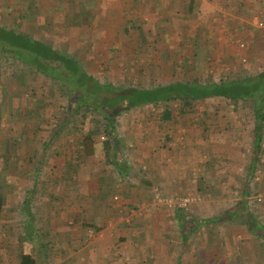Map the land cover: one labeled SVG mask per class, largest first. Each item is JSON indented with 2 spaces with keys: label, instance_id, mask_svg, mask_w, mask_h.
Wrapping results in <instances>:
<instances>
[{
  "label": "rangeland",
  "instance_id": "rangeland-1",
  "mask_svg": "<svg viewBox=\"0 0 264 264\" xmlns=\"http://www.w3.org/2000/svg\"><path fill=\"white\" fill-rule=\"evenodd\" d=\"M16 1L17 0H0V38L8 41L7 35L4 32L7 28L9 29H7L8 31L13 30L30 39L33 37H40L42 29L44 28L41 23L47 18L48 12H51L50 10L54 7L49 3V1L51 2L53 0H18L20 4L18 7H15ZM123 1H126V4H128L127 0ZM228 4L230 3L228 2ZM64 6L61 5L59 8L64 10ZM138 6L140 8L142 4ZM32 7L41 10L42 14L40 11L37 15L31 12L30 19H23L24 10L26 8L30 10ZM220 7V11L223 12L226 10L225 5ZM229 7L232 6L230 5ZM21 9H23V11H21ZM116 10L119 11V14L116 16L112 15V19L106 16L104 21H107L110 25H119L121 28L122 25L124 26L125 21H128L126 18H133V16L130 15L127 17L126 13L132 10L128 6L125 8L124 6L119 7ZM121 11L124 13L122 14ZM140 14L141 15L134 21L136 25L134 28L128 24L129 31H131L130 33L132 34L131 38L133 44L131 47L128 44L125 46L126 42L123 39L118 43L120 51L125 55L121 53L119 63H115L110 70L105 69L104 66L106 63H96L94 60L95 58H99L100 54H103V47H93L89 45L80 49L82 46L80 45L81 42L78 43L76 48L71 47V52L75 49L79 52L83 50L84 55H88L89 62L87 65L89 68L87 69V74L95 76V78H93L99 84H110L113 87L139 85L141 88L151 85H163L170 81H180L184 83L188 81H197V83H218L222 81L228 83L234 80L242 81L243 77H253L264 72V32L255 28V22L264 19V17H261L262 15L254 17L249 24H246L249 26L247 28L249 38L245 35H240L244 40H242L245 44L244 46L240 44L235 45L234 43V46L229 47V60L224 59V48L221 49L220 53V48L211 47L205 42L204 44L201 43L200 48L208 61L206 59H197L196 62V60H193V57L198 53V47L193 44L192 46L190 44L189 46L184 44V47H182L184 43V34L180 33L178 29L175 28L176 24L174 18L173 22L169 24L166 37L161 39V36H159L160 34L157 33V35H154L153 32L148 29L151 23L150 15L142 12ZM195 14L197 17L201 18L202 15H204L202 11L197 10ZM24 15H26V13ZM235 16L239 19L238 14ZM54 17L50 21H52ZM62 17L63 16L60 15L56 18L62 19ZM151 17L152 19L155 18L152 15ZM73 18H78V16L73 15L72 19ZM92 18L94 17L92 16ZM197 21L199 20L197 19ZM151 26L153 27V25ZM109 30L111 29H105V31ZM76 31V29H72L73 33ZM43 32L46 33L45 31ZM98 32L101 33L102 30L91 28L90 31L89 29L90 40H92L94 35H97ZM118 32L121 34V29H119ZM149 32L150 34L146 36ZM55 33L60 38H62V36L64 38L65 33L62 35V32L59 30H56ZM103 34H108V32ZM50 35L52 34L50 33ZM149 35H151V38ZM187 37L188 36H186V38ZM125 38L128 40L130 39L127 35ZM250 38L251 41L249 40ZM134 41L137 45H134ZM21 42L22 40H20V44ZM37 42L39 41H36L35 44H30L27 49H21L20 45L15 47L12 44H8L7 46L0 45V113L2 110L6 111V106L11 102L13 104L12 107L16 106L17 108H14L16 114H23L26 108L31 111L39 110V118L34 116L23 117V120L26 124L29 123V125L37 121L44 123V121L48 119L53 123L55 119L52 117H58L56 119H59L61 116H63L66 122L65 116H67V121L72 124L71 135L73 138H79L83 134H89L92 137V149H97L98 157L106 162H104L106 166L100 173H95L94 175L88 174L91 180L99 179V182L96 181L92 185L95 186V184H99L100 189L98 192L94 189L91 192V185L88 187L87 217L89 218L81 223V227H75L73 224H69L67 222L69 220L65 223L54 220L52 223L50 219V222L47 223L44 221V214L47 213V210L51 213L53 210L63 209L64 207L61 205L64 201L57 198L54 200L52 199L50 201L55 205L48 208L47 203H44V201L47 200L45 197H49V193L45 190L42 191V187L34 190H32L31 187L32 159H27V164L26 160H24V170L27 174L23 177H19L16 175L17 167L15 166V162H17V160L14 158L16 151L14 150L8 153L9 147L12 144L10 142H1L0 194L4 195L7 201V215H5V217L11 218L15 216L20 209L21 202L27 199L32 210L36 213V221L32 222L31 231H29V225L25 224V222L19 223V219H14L10 229L3 227L0 223V264H19L20 255L25 249L30 250L28 252H32L37 264H160L156 258L153 259L155 256L152 257L153 254H150L149 251L151 248V240L154 238L153 236L157 237L156 240L154 239V245L156 241H158V245H156L157 247L159 246L158 248H163V254L164 252L167 253L171 247V249L174 250L173 248H176L179 244L182 245V234L189 232H194V234L189 235L188 242L184 246H195L192 248L193 253L194 249L197 248V254L202 255V257L209 255L205 252L207 251L205 247L209 248L211 254L210 259H212L211 263L208 264H245V256L241 252L244 247L250 246V241H243V237L241 241H238L239 239H237L236 236H243L247 229L245 226L237 223L238 219H235L237 222L228 220L226 213L231 214V211L238 208L242 200H246L254 204V206L250 207L254 215L253 217L264 227V190H262L264 186V175L255 173L251 183H249L250 180H247L245 188L243 179H246L247 176L243 175L241 177L243 180L242 182L233 176L234 180L238 182V185H228L229 188L222 189L223 192H216L215 190L207 194L208 191L198 192L195 188L186 189V187H183L185 184H183V188L179 193L165 196V194L160 191V186L156 185L158 179L154 176L149 177L144 173L146 169L149 170L150 167L152 168L154 165L148 163L151 155L154 156L155 153H159L158 148H160L159 143L162 137L159 132L158 134L149 136L153 145L152 147H148L149 144L144 142H146V137L149 134V122L151 120L158 122L160 118V106L143 105L133 107L128 111L122 109L123 111L119 112L115 119V122H117L114 123L116 140L120 146L117 152L113 140L109 139L108 134L103 131V115L96 113L89 114L86 120L82 119L80 115L72 117L69 112H67L69 110V107L67 108L68 94L59 88L58 82L53 81L49 76L39 74L33 68L34 65L40 61L33 53L38 52L39 48ZM32 49L35 50L32 52ZM55 52L64 60L62 64L66 66L61 64L62 60L58 61L55 59L54 61H46V67L55 71V73L59 70L63 72V68H67V72L71 77H74L75 73L72 72L70 68L73 58L72 55L74 53L72 52V55L68 54V49L64 47ZM190 53L194 56L192 57ZM160 56H163L164 59H168V68L170 70H168V73L170 74L172 69L175 76L165 77V72H161L162 70H160L161 67L159 68L160 64L158 62V57L161 58ZM177 56L184 57V64L177 63ZM149 57L152 58L153 61H157L158 64L155 62H151V64L146 62L149 60ZM29 59H31V66L28 64ZM92 59L94 62L90 63ZM222 60L224 61L223 63L221 62ZM195 63L197 66H195ZM78 65L80 66L79 63ZM190 65L196 67L191 73L188 71ZM59 66L61 67L60 69ZM150 66L152 67L151 70ZM142 68L146 70V73L150 72L147 75H150L151 79H146L144 75L146 73ZM120 69H122V72H120ZM143 75L144 77H142ZM239 77L241 79H239ZM18 92L21 94H18ZM10 96H12L13 99L9 98ZM71 101L70 110H73L75 108V100L72 99ZM218 103L225 104L228 103V101L221 98L200 99L195 101L194 105L196 110L194 112H198L197 114H199L202 119L203 115L207 117L209 110L213 109L211 106ZM166 104L170 105L174 117L175 114H180L179 108L183 104L182 102L175 101ZM230 104H233L236 108H240L241 105L246 106L241 107L239 110H232V115H229L230 118L242 117L241 119H243L244 122L242 123L243 134L241 136L244 137L246 141L248 125L249 130H251L255 124L253 117L254 106L248 100H240L236 104ZM119 105L124 108L125 103L122 102V104ZM12 107H8V109ZM32 112L35 113V111ZM42 113L44 116H42ZM215 113L217 114L218 112L216 111ZM218 116L220 115L218 114ZM4 121L5 120L0 117V122ZM206 131L207 129H204L205 135L207 134ZM204 133L203 136H205ZM234 134L240 139L238 133ZM8 135H10V131ZM131 135L136 136L138 140L139 136H146L144 139L142 137V143H136L129 139L130 137L128 136ZM5 136L7 135L5 134L4 137ZM252 137L253 135L251 134L250 138ZM262 139L263 143L264 133ZM60 144V148L57 149L58 153L62 152V149L65 147L64 143ZM28 145L32 146V144ZM53 145L58 146L59 143H54ZM5 149L7 152H5ZM106 152L110 157L112 156L113 162L122 168L119 169L120 171L114 169L106 161ZM23 153L28 154L29 152L23 151L21 154ZM251 153L253 154V151ZM18 154H20V152H18ZM3 155H7V158ZM246 155L249 156V158H247L249 162L251 155L248 153ZM99 158H95L93 161L88 162L86 171L84 172H94L96 169L94 165ZM63 161L64 160H55L59 165H61ZM76 161L78 163L80 162L78 159H76ZM84 163V161L81 162V164ZM156 176L158 177V175ZM198 176L193 175V178L191 176V180L199 182L200 179ZM56 177L62 178L63 176L56 175ZM149 178H151V181ZM62 184L64 188L63 181L60 182L59 187H61ZM61 192L62 191H58V189L51 191L54 196H58ZM220 193L221 195H219ZM258 195L262 198L261 202H257L255 199ZM75 196L78 195L76 194ZM97 196L103 200V203H97L95 201ZM185 197L198 200L181 209L177 208V206L169 207L167 203L164 202L165 199L179 200ZM37 202L42 204L41 207L36 206ZM255 205L263 207V209L257 210ZM70 208L71 207H69V209ZM95 210H98V212L100 211V213L96 218H92V216L96 215ZM195 210H197L198 213L190 224V227H180V219L189 214L192 216ZM38 214H40V218H37ZM177 214L178 216L180 215L181 218H176L175 216H177ZM19 229L22 230L19 232ZM21 231L27 232L28 234V241H22V244L19 243L17 239L18 234H20L21 237L24 235ZM85 232L89 235L83 238L82 233ZM213 232L219 239L216 238V242L212 243L208 237H210ZM100 234L101 237L99 236ZM233 235H235V237ZM158 237H162V239L160 240ZM22 238V240H25L26 235ZM259 239H256L258 245L255 247L258 250V254H260L259 250L261 248H263L264 251V243L262 245L261 239ZM254 240L255 239H253V241ZM145 250H147L146 253H144ZM262 256H264V253L263 255H259L258 258ZM204 259H206V257L201 258L200 261L203 262ZM259 261L260 260L257 262Z\"/></svg>",
  "mask_w": 264,
  "mask_h": 264
},
{
  "label": "crops",
  "instance_id": "crops-1",
  "mask_svg": "<svg viewBox=\"0 0 264 264\" xmlns=\"http://www.w3.org/2000/svg\"><path fill=\"white\" fill-rule=\"evenodd\" d=\"M127 1L128 4H126V1L123 0L49 1L50 5L54 7L50 10L51 12H48L47 18H45L41 23L44 28L42 29L40 37H33L32 39L42 42L49 47L53 46L52 48L54 50H60L63 47L67 48L68 54L72 55V52L74 53L72 55L73 59L80 64V67L86 73L88 71L87 69L89 68L87 65L89 62L88 55H84L83 50H80L79 52L77 51V49H75L71 52V47L76 48L78 43L80 42V45H82L80 49L84 46L89 45L93 47H103V54H100V57L95 58L94 60L96 63H106V65L104 66L105 69L110 70V68H113L112 66L115 63H119L121 59L120 55L121 53L123 54V52L120 51V46L118 45V43H120L123 39L126 42L125 46L128 44L131 47V45L133 44L131 38L132 34L130 33L131 31H129L128 24L134 22L142 12L150 15L151 23L149 24L148 29H150L154 35H157L158 33L160 34L159 36L163 38V34L165 32L168 33L167 31L169 30V24L175 19V28L178 29L180 33L184 34V43L182 47H184V44L187 46H189V44L192 46L193 44L194 46L198 47V53H196L195 56L190 53L192 57L194 56V61L196 60L197 62V59L207 60V57H204V52L200 48L201 43L204 44L205 42H207V44H209L211 47L220 48V53L221 49L224 48V59L229 60V47L234 46V43L235 45H245L243 42L244 40L240 37V35H245L249 38L247 29L249 26L246 24H249V22H251V20H253V18L258 15H262L261 17H264V0ZM228 2L230 4H228ZM19 4L20 2L17 0L15 3V7H18ZM139 4H142L140 8L138 6ZM61 5H65L64 10L62 8H59V6ZM224 5L226 10L222 12L220 11V6ZM230 5L232 7H229ZM122 6H124V8L128 6L130 9H132L126 13L127 17L128 15L133 16V18H127L128 21H126L124 26L122 25V27L120 28L119 25H110L109 23H107V21H104L106 16L112 19V15L116 16L117 14H119V11H117L116 9ZM31 9L32 13L35 15H37L39 11L42 14L41 10H39L38 8L34 9V7H32ZM196 10L202 11V14H204L202 15V18L196 16ZM121 13L123 14L124 12L121 11ZM236 14H238L239 19L235 16ZM60 15L63 16L62 19L56 18ZM73 15L78 16V18L72 19ZM151 15L155 18L152 19ZM92 16L94 18H92ZM53 17L54 19L50 21ZM197 19L199 21H197ZM151 25H153V27ZM134 26H136L135 23ZM91 28H98V30H102L101 33L98 32L97 35H94L92 40H90L89 35V29L91 31ZM72 29H76L77 31L73 33ZM105 29L111 30L105 31ZM119 29H121V34L120 32H118ZM45 30L46 33L43 32ZM56 30L61 31L62 35L65 33L64 38L63 36L62 38H60L55 33ZM259 31L264 32V30ZM105 32H108V34H103ZM50 33L52 35H50ZM148 34H150V32L147 33L146 36H148ZM126 35L130 37L129 40L125 38ZM186 36L188 37L186 38ZM149 37L151 38V35H149ZM249 40L251 41V38ZM134 45H137L136 42L134 43ZM94 60L92 59L90 63L94 62ZM176 61H178L177 63H184V57L177 56ZM146 62H149L151 64V62L153 63L155 61H153L152 58L149 57V60H147ZM158 62L160 64L159 68L161 67L160 70H162L161 72H165V77L175 76L172 69L170 74L168 73L169 68L167 58L164 59L163 56L161 58L158 57ZM158 62L156 61L155 63L158 64ZM221 62L223 63L224 61L222 60ZM195 66H197L196 63ZM195 66H188V71L191 73V71L196 68ZM151 69L152 67L150 66V70ZM120 70V72H122V69ZM144 72L146 73L145 69ZM149 73L150 72L144 74L146 76V79H151L150 75H147ZM88 75L92 78H95V76H92L91 74ZM144 75L142 77H144ZM239 79L241 78L239 77ZM243 79L244 77L242 78V80ZM171 83L173 82L170 81L169 83L163 85L161 84L160 86H166ZM216 83L217 82H214L212 84ZM18 94L21 93L18 92ZM9 98L13 99L12 96H10ZM209 98L225 99L223 97ZM227 101L229 103V106L228 103L213 104L211 106V108L213 109L209 110L207 117L203 115L202 119L200 118L199 114H197L198 112H194L196 110V107L194 105L195 102H192L191 104L182 102L183 104L179 108L180 114H175V117L170 108V105H165L164 107L160 104V111L161 113H163V116L160 115L158 122H154V120H151L149 122V134L147 135L148 138L146 137V142H144L146 144H149L148 147H152L153 145L149 136H153V134L155 135L159 132L162 135V137L160 138L161 142L159 143L160 148H158L159 153H155L154 156L151 155L148 163L154 165L152 168L150 167L149 170L146 169L144 173L149 177L154 176L158 179L156 185L160 186V191L165 194V196L173 193H179L183 187H186V189L195 188V190L198 192L208 191L207 194L215 190L216 192H223L224 189L229 188L228 185H238V182L234 180L233 176L241 180V182L244 180L245 188L247 180L249 178V174H253V171L249 170V166L251 165V157L253 156L251 152H254L255 150L254 148L255 144H257V139L254 136L250 138L254 127L249 130L248 125L247 137L245 141L244 137L241 136L243 134L242 123L244 122L243 119H241L242 117L230 118L229 116L230 114L232 115V110H239L241 109V107L246 106L241 105V107L239 106L240 108H236L233 104H230L232 102H230L229 100ZM12 105L13 104L11 102L8 103V106H6V111H3L1 109L2 111L0 113V117H2V119H4L5 121L0 122V143L10 142L12 145H10L8 153L10 151H16L14 157L17 160V162H15V166L17 167L16 175H18L19 177H23L27 174V172H25L24 170V160H26L27 164V159L31 158L32 190L42 187V191L45 190L49 193V197H45L47 200L44 201V203H47L48 208L55 205L50 201L52 199L54 200L57 198L64 201L61 205L64 207L63 209H58L56 211L53 210V212L51 213L47 210V213L44 214V221L49 223L51 219L52 223L54 222V220L65 223L67 220H69L67 221L69 224H73L75 227H81V223L85 222L89 218L87 217V194L89 192L88 187L91 185V192L93 191V189L96 192H98V190L100 189L99 184H95V186L92 185L96 181L99 182V179L97 178L96 180H91V178H89V175H94L95 173L102 172L103 169H105L106 162L104 160L102 161L98 157L96 148H93L92 155L88 156L85 154L83 141L86 134H83L79 138H73V136L71 135L72 124L70 122H65L63 116L59 118L60 120L52 117L55 119L53 120L55 121L53 123H51L50 119H48V122L43 120L44 123L37 121V124L32 123L31 125H29V123L26 124V122L23 120V117L34 116L36 118H39V110H32L35 111L34 113L30 109L28 110V108H26V110L23 111V114H16L14 111L17 108L16 106L12 107ZM8 107L12 108L8 109ZM169 111L173 115H166L170 116V118H165L164 115L169 113ZM216 111L218 112L217 114L215 113ZM218 114L220 116H218ZM42 116H44L43 113ZM204 129H207L206 135L204 133ZM9 131L10 135H8ZM202 132L205 136H203ZM234 133H238L240 135V139ZM5 134L8 137H4ZM145 136H139V140L138 138H136V136L131 135L128 137H130L129 139L133 140L136 143H142ZM262 140L263 139L261 137V141L258 143V150L260 151V155L258 154L257 157V159H259V162L255 165L257 169L255 173L264 175V142L262 143ZM54 143H59V145L55 146L53 145ZM60 143H64L65 147L62 149V152L58 153L57 149L60 148ZM28 144H32V146ZM23 151H27L29 153L21 154ZM5 152H7L6 149ZM18 152H20V154H18ZM247 153L251 155L249 162L247 161V158H249V156L246 155ZM4 157L7 158V155H5ZM95 158H99L96 160L97 163H95L94 165V167L96 166L95 171L88 173L84 172L86 171L88 165L87 163L93 161ZM76 159H78L80 162L78 163ZM55 160L64 161L61 165H59L55 162ZM83 161L85 163L81 164V162ZM111 166L114 169H117L113 165ZM56 175H61L63 177L57 178ZM156 175H158V177ZM193 175H199L198 178L200 179V183L191 180V176L193 178ZM243 175H246L247 178L242 180L241 177ZM149 179L151 181V178ZM61 181L64 182V188L63 184L61 187H59ZM183 184L185 185L182 187ZM55 189H58V191L61 190L62 192L58 196H54L51 191H55ZM262 190H264V186ZM76 194L78 196H75ZM219 195H221V193ZM1 196L3 198L1 215L4 219L5 215H7V201L4 195ZM99 196L95 198V201L97 203H103V200L98 198ZM247 203L251 202L247 201ZM41 205L42 204L40 202L36 203L37 207H41ZM69 207L71 208L69 209ZM248 207L250 208V206ZM255 207H257V210H260L261 208L263 209V207L257 205H255ZM238 210L239 205L238 208H235L234 211L232 210L231 212L234 213ZM31 211L33 213V222H35L36 213L32 210V208ZM95 211L96 215L92 216V218H96V216H98L100 213V211L98 212V210ZM197 213V210H195L192 216L191 214H189L188 216L180 219V227H190V224L195 219ZM40 217V214H38L37 218ZM175 217L179 219L178 216ZM1 222L2 220L0 221V223ZM190 234H194V232L185 233L184 236H188ZM82 235L83 238H85L89 234L85 232L82 233ZM99 236L101 237V234ZM233 236L235 237V235ZM153 237L154 238L151 240V248L149 249V251L150 254H153L152 257L155 256L153 257V259L156 258V260H158V263L160 264L211 263L212 258L210 259L211 254L209 252V248L205 247V250H207L205 252L209 255L203 256L206 257V259H204V261L202 262L200 260L203 257L202 255L197 254V248L194 249L195 254L193 253L192 248H194L195 246L192 245L191 247H187L179 244L176 248H173L174 250H172L171 247L169 248L170 250H168L167 253L164 252L162 254L163 248H158L159 246L157 247L158 241H156L157 245H154V239L156 240L157 237ZM242 237L244 239L243 241H250V246L244 247V251L242 250L241 252L245 256V264H264V256L260 258L257 257V255H263V248L259 250L260 254H258V250L255 248L258 245L256 240L257 238H255L247 231L244 232L243 236H236V238L239 239L238 241H241ZM251 237H254L253 239L255 240L253 241ZM158 238L160 240L162 239V237ZM208 238L211 239V237ZM181 243H183L182 240ZM146 251L147 250H145L144 253H146ZM258 260H260L259 262L263 263L257 262Z\"/></svg>",
  "mask_w": 264,
  "mask_h": 264
},
{
  "label": "trees",
  "instance_id": "trees-1",
  "mask_svg": "<svg viewBox=\"0 0 264 264\" xmlns=\"http://www.w3.org/2000/svg\"><path fill=\"white\" fill-rule=\"evenodd\" d=\"M23 11V9H21ZM29 12V13H28ZM32 10L30 8H26L24 10L23 19H30V14ZM127 19V18H126ZM126 23V21H125ZM131 26H134V22L130 23ZM6 29V28H5ZM8 29V28H7ZM4 30L5 34L7 35V40L0 38V45H8L12 44L14 47L20 45L21 49H27L30 44H35L36 41L33 39H30L26 36L20 35L16 33L13 30ZM126 31V30H125ZM46 32V30H45ZM9 34V35H8ZM166 32L163 34L164 38L166 37ZM5 37V36H4ZM161 39H164L163 37H160ZM20 40H22L20 44ZM38 43V52H33L35 49H32V52L40 59L35 65L34 69L41 75L49 76L53 79V81H56L59 83V88L62 89V91L66 92L69 96L68 102H67V108L69 107V114L73 116H78L84 120H86L89 116V114H102L104 122L102 125H104V132L108 134L109 139L113 140L115 150L120 149V146L118 145V141L116 140V134L114 131V126L116 123L115 119L118 116L119 112L121 111H128L129 109L137 106H143V105H151L154 107H158L163 105L165 107L168 106L166 103L168 102H175L180 101L187 104H191L192 102H195L200 99H205L209 97H223L227 100H229L232 103H237L240 100L250 101L254 106V122L255 126L252 130L253 136L257 139V144H255V150L253 152V156L251 157V165L249 166V170L253 171V174H249L248 180L249 183H251V180L254 178V173L256 172L255 165L259 162V159H257L258 154L260 155V151L258 150V143L261 141V137L264 133V72H261L253 77H247L244 78L242 81L234 80L229 83H224L222 81L212 84L211 82H205L203 84L195 82L188 81L187 83H182L180 81L173 82L166 86H160V85H151L149 87H141L139 85H133V86H122V87H113L110 84H99L94 78L89 76L79 65L78 63L72 58L71 61V71L75 73L74 77H71V75L67 72V68H63V72L55 73V71L49 69L46 67V61L49 60H55L62 62L64 61L58 56V51H53L54 49L50 46H47L46 44L42 42ZM1 49V47H0ZM55 52V53H54ZM26 58V57H25ZM16 59V58H15ZM30 60L28 61V64H30ZM23 62V61H22ZM25 62V61H24ZM23 62V63H24ZM26 63V62H25ZM60 64V66H61ZM184 64V63H183ZM63 66L65 64H62ZM59 66V69L61 68ZM66 66V65H65ZM68 73V76H67ZM55 78V79H54ZM71 81V82H70ZM70 83V84H69ZM75 100V108L73 110H70V105L72 104L71 100ZM122 102L125 103L124 108L120 106L119 104H122ZM123 109V110H122ZM172 114L167 113L164 115L165 118H170V116H166ZM57 115V114H56ZM55 115V116H56ZM163 116V113H161ZM173 115V114H172ZM58 117H55V119ZM66 122L67 116H65ZM101 126V125H100ZM92 137L88 134H86L84 141H83V147L84 152L86 155L90 156L93 154L92 149ZM118 147V148H117ZM116 152V153H117ZM106 161L119 169H122L119 166H116V164L112 160V156L106 152ZM247 194V193H246ZM2 204H3V198L0 194V221L1 225L7 229H10L13 225L12 222L14 219H20L19 223L25 222V224L29 225V231L32 230V222L34 221L32 216L33 213L31 211V206L29 202L24 200L20 204V209L17 211L16 215L11 218H6L1 215L2 210ZM240 207L237 212L234 213H226V216L228 220L230 221H236L235 219H238L239 224L246 227L247 231H249L250 234L255 236V238L259 239L261 243H264V227L261 226L257 220L254 219V215L251 211V209L248 207L254 206L253 203H247L246 200H242V202L239 203ZM178 216V214H177ZM179 218L180 215L178 216ZM23 218V219H22ZM184 218V217H182ZM244 220V221H242ZM24 226V225H23ZM22 226V227H23ZM22 229H19V232ZM23 232V231H21ZM26 238L25 240H22L23 236L21 237L20 234H18V242L23 243L22 241H28V234L27 232H23ZM185 234H182L181 240L183 241L182 246L187 243V240L189 238L188 236H184ZM191 235V234H190ZM212 238L210 241L216 242V238L219 239V237H216V234L213 232L211 234ZM210 236V237H211ZM189 244V243H188ZM30 250L25 249V251L22 252L20 255V261L19 264H37L36 259L34 258L32 252H28ZM264 253V251H263ZM259 255H257L258 257Z\"/></svg>",
  "mask_w": 264,
  "mask_h": 264
},
{
  "label": "built area",
  "instance_id": "built-area-1",
  "mask_svg": "<svg viewBox=\"0 0 264 264\" xmlns=\"http://www.w3.org/2000/svg\"><path fill=\"white\" fill-rule=\"evenodd\" d=\"M255 24H256L255 27L257 29L264 30V19L255 22ZM255 199H256L257 202H261L262 201V198H261L260 195L256 196ZM196 200H198V199L185 197V198H181L179 200L165 199L164 202H166L169 207L170 206H172V207H176L177 206V208L181 209V208L187 207L188 205H190L191 203H193Z\"/></svg>",
  "mask_w": 264,
  "mask_h": 264
}]
</instances>
